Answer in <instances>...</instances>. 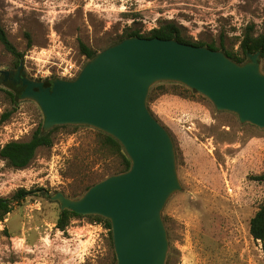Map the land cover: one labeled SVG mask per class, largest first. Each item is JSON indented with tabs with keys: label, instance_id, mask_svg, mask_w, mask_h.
<instances>
[{
	"label": "rangeland",
	"instance_id": "1",
	"mask_svg": "<svg viewBox=\"0 0 264 264\" xmlns=\"http://www.w3.org/2000/svg\"><path fill=\"white\" fill-rule=\"evenodd\" d=\"M165 20L183 25L195 40H223L237 51L244 28L253 22L258 32L264 24V0H0V21L19 51L26 55L56 36L81 68L88 59L79 41L100 51L128 28L148 32ZM15 64L0 40V69ZM261 66L264 71V56ZM23 68L38 79L26 59ZM5 88L0 86V115H11L0 125V148L29 139L44 119L34 100L15 105ZM150 93V110L175 142L182 184L162 211L170 241L166 264H264L263 243L249 229L264 201V183L252 177L264 172V128L218 110L200 93L181 95L172 87ZM80 126L57 130L53 146L39 148L25 168L0 157V196L11 197L21 187L35 190L0 222V264L112 262L114 248L103 223L74 217L60 229L59 202L36 192L80 193L113 163L95 153L96 129Z\"/></svg>",
	"mask_w": 264,
	"mask_h": 264
},
{
	"label": "water",
	"instance_id": "2",
	"mask_svg": "<svg viewBox=\"0 0 264 264\" xmlns=\"http://www.w3.org/2000/svg\"><path fill=\"white\" fill-rule=\"evenodd\" d=\"M23 67L0 73L22 83L20 98L40 106L45 130L91 126L118 139L131 159L128 170L97 181L79 197L37 190L58 201L62 210L108 218L117 264H166L170 241L162 211L182 188L173 137L148 106L152 86L184 84L218 110L264 128L260 51L239 63L207 46L134 36L100 50L75 78L55 77L49 86Z\"/></svg>",
	"mask_w": 264,
	"mask_h": 264
},
{
	"label": "trees",
	"instance_id": "3",
	"mask_svg": "<svg viewBox=\"0 0 264 264\" xmlns=\"http://www.w3.org/2000/svg\"><path fill=\"white\" fill-rule=\"evenodd\" d=\"M255 23L248 24L241 36L240 48L236 51L233 49H228L225 46L224 41H221L220 45H216L214 41L205 42L203 40H195L189 36L186 32V28L174 20H165L161 22L157 27L152 28L148 32H142L139 28H128L121 35L114 38L109 44H115L127 37H159L163 39H174L183 43L194 44L199 46H207L215 50H222L226 53L227 56L233 60L243 63L247 61L251 54H254L257 51H260V56H264V24L260 27V30L256 32ZM0 40L4 44L5 48L11 52L16 57V68L23 63L25 64V53L19 51L13 42L9 39L4 26L0 21ZM80 52L87 57H94L99 51L89 47L83 41H79ZM52 78L43 79L45 86L51 85ZM0 86H7L5 88L8 93L10 100L13 104H17L21 98L20 94L24 89L22 83H16L11 78L5 79V75L0 74ZM172 87L179 91L182 95L184 92H190L192 95L199 94L196 89L189 88L188 86L177 83V82H159L152 86L150 92L160 89L161 93L167 92V88ZM201 95V93H200ZM152 96V93H150ZM149 96V97H150ZM154 114V113H153ZM11 111H6L0 115V125H2L6 120L9 119ZM78 128L80 125H69L62 124L56 125L50 130H45L43 123H40L37 129L33 132L32 136L27 140L13 139L6 142L0 148V157L5 159L8 164L14 168L22 169L27 167L32 160L35 158L37 151L41 147H51L54 144V133L60 128ZM96 129V128H95ZM97 136V145L95 147V153L98 154L99 159L110 158L113 160V163L105 168V171L100 175L99 180L103 178L128 170L131 167V159L127 155L123 145L118 139L114 136L96 129ZM255 180L264 183V172L252 176ZM97 182V181H96ZM94 182V183H96ZM94 183H89L85 185L83 190L80 193L72 194L70 196L79 197L81 196L91 185ZM44 188H38L37 190ZM36 190V192H37ZM35 192V190H28L24 187L19 188L11 197L0 196V222L4 221L7 215L13 210L15 204H22L26 197ZM47 199H51L45 195ZM52 200V199H51ZM58 202V201H56ZM61 208V207H60ZM74 217H88L91 221L96 223H103L104 226L109 231V236L111 244L114 248L113 234H112V223L108 218H105L101 215H82L75 212L71 209L60 210V215L57 219L56 225L60 229H66L70 221ZM250 233L256 241H261L264 246V201L261 203L258 210L250 219ZM110 264H117V258L114 248V257Z\"/></svg>",
	"mask_w": 264,
	"mask_h": 264
},
{
	"label": "built area",
	"instance_id": "4",
	"mask_svg": "<svg viewBox=\"0 0 264 264\" xmlns=\"http://www.w3.org/2000/svg\"><path fill=\"white\" fill-rule=\"evenodd\" d=\"M38 79L62 77L75 78L81 70L72 57V50L63 41L54 37L48 46L32 48L25 55Z\"/></svg>",
	"mask_w": 264,
	"mask_h": 264
},
{
	"label": "flooded vegetation",
	"instance_id": "5",
	"mask_svg": "<svg viewBox=\"0 0 264 264\" xmlns=\"http://www.w3.org/2000/svg\"><path fill=\"white\" fill-rule=\"evenodd\" d=\"M262 58V57H261ZM0 74H2V73H0ZM10 77L12 76V73L9 75Z\"/></svg>",
	"mask_w": 264,
	"mask_h": 264
}]
</instances>
